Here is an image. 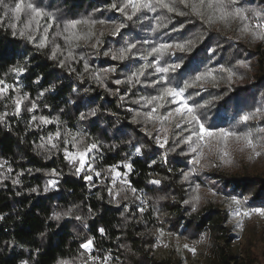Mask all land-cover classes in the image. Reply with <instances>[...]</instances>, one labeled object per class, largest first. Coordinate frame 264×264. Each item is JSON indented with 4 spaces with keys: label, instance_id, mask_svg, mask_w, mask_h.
<instances>
[{
    "label": "trees",
    "instance_id": "obj_1",
    "mask_svg": "<svg viewBox=\"0 0 264 264\" xmlns=\"http://www.w3.org/2000/svg\"><path fill=\"white\" fill-rule=\"evenodd\" d=\"M6 2L14 6L15 0ZM35 2L52 12L60 25L49 30L45 48L37 47L42 30L34 33V42L13 36L9 25L14 21L4 17L0 9V79L13 86L0 97V116L4 117L0 120V264H79L81 260L88 261L80 247L87 239H93L97 255L111 259L109 264H208V259L210 264H257L219 247L220 240L228 241L230 228L225 201L217 198L220 194L247 198L244 207H264V174L253 171L257 157L249 158L248 150L241 152L238 145L230 142L228 157L207 149L201 163L194 164L191 161L197 153L181 142L190 135L189 131L181 135L182 129L192 126L185 123L178 129L165 123L168 142L160 147L155 137L161 123L148 120L145 113L157 103L147 104L146 99L159 95L167 86L162 76L168 77V84L183 87L186 81L211 69L215 81L208 78L203 87L197 85L185 91L190 104L197 106L196 114L207 127L264 135L258 132L264 128V117L248 123L240 119L258 108L264 111V41L242 32L240 21L209 22L211 10L203 9L201 18L179 0H169L175 12L142 8L135 14L131 7L126 14L111 7L115 3L119 8L126 0ZM238 6L264 8V0H241ZM74 19L106 23H97L91 29L95 35L87 43H69L56 33ZM121 23L125 27L113 36L115 25ZM247 23L259 31L254 18ZM78 31L86 34L90 29L80 25ZM97 40L100 43L93 47ZM189 40L193 44L183 52L173 48L163 54H150L161 44ZM130 43L136 47L124 60L103 54L118 53ZM57 44L60 49L53 59ZM238 61L249 67H241ZM173 63H180L181 68L174 73L156 72L157 67ZM145 65L150 66L144 68V75L136 82L133 73ZM220 65L236 74L231 81L227 72L219 70ZM14 67H24L26 71L17 75L12 71ZM113 67L115 72H105ZM117 80L121 82L117 84ZM157 80L161 83L152 86ZM25 94L27 99L17 115L14 101ZM33 104L35 109L28 111ZM164 104L157 114L176 107ZM81 114L85 119H80ZM33 116L37 117L35 121ZM40 117L53 123L42 124ZM56 131H60L61 139L56 141L59 147L52 149L47 137ZM66 133L78 134L80 149L97 145L91 155L92 169L80 176L75 174L76 166L64 157L65 147L73 149L63 142L71 138ZM136 139L146 145L143 157L131 151ZM41 144L46 147H39ZM259 158L264 161V153ZM124 164L132 165L129 184L118 186L119 196L110 194V169L118 165L123 170ZM53 169L60 175L52 176ZM193 169L195 172L185 180L183 174ZM85 175L92 176L94 189L87 188ZM49 179L58 180V185L44 193ZM17 180L19 183H14ZM154 180L160 184L151 183ZM197 184L201 200L193 211ZM33 188L38 192H32ZM69 210L70 214L64 216ZM54 214H61V218L54 219ZM250 224L248 230L253 235L264 232L259 229L264 228V221ZM100 228L105 230L103 235ZM185 244L195 247V254L185 249Z\"/></svg>",
    "mask_w": 264,
    "mask_h": 264
},
{
    "label": "snow or ice",
    "instance_id": "obj_2",
    "mask_svg": "<svg viewBox=\"0 0 264 264\" xmlns=\"http://www.w3.org/2000/svg\"><path fill=\"white\" fill-rule=\"evenodd\" d=\"M181 4H183L185 7H191V12L193 15L199 16L201 18H204V11L203 9H209L211 10V15H209L207 18L209 22H212L215 19H218L223 22H229V21H240L242 22V32L249 33L254 40L264 41V8L254 9V8H244L240 7L241 0H179ZM113 9H117L121 13L126 14V9L131 7L133 9V14L136 12H139L142 8L148 9L150 11L155 12L158 8L160 9H166L168 12H175L177 11L174 7L173 3H170L169 0H126V3H124L122 6L118 8V6L113 3L111 5ZM0 9L3 10V16L7 17L8 19L14 21L9 26L13 29V36L19 35L21 38L27 39L29 42H34L36 40V36L34 33H38L42 30L43 35L40 39L39 44L37 47L39 48H45L47 46L48 41V33L49 30L55 25L59 28V23H57V17L50 11H48L46 8L40 7L37 5L35 0H15L14 6L7 3L6 0H0ZM178 15H185L183 12H177ZM22 16L24 19L22 20ZM3 17H0L2 19ZM254 18L256 21V29H259V31L254 30L249 23H247L250 19ZM127 19H131V16H127ZM99 23L100 25H104L106 21L100 20H87V19H74L69 20L64 23L62 32H57V36H63V39L66 42H80L83 41L87 43L93 35H95L94 32L91 31V29ZM22 25V26H21ZM80 25H87L90 29V31L86 34H81L78 31V26ZM125 27L123 23L115 25L112 35L117 36L120 34L121 30ZM176 30V29H174ZM103 35V33H101ZM100 43L99 40L96 41V44L92 45L93 47H96ZM193 44V41L189 40L185 43H175V44H161L158 47H154L151 49L150 54H163L166 50L170 49H178L179 51L183 52L186 48L191 46ZM136 45L134 43H130L125 48H121L117 52L109 53L104 52L103 54L105 56L111 55V58L113 60H124L127 57V54L134 49ZM60 49V45H55L52 51V57L55 59L57 51ZM212 51H215L214 49ZM69 57L73 56V53L69 51L68 53ZM159 61H157V64ZM238 64L241 67H249V65L244 61H238ZM150 65L143 66L137 73H133V76L137 78L136 82H139V77L144 75V68L149 67ZM61 67H63V62H61ZM181 68L180 63H173L169 64L164 67H157L156 72L158 73H169V72H176L178 69ZM88 70V65L85 64V71ZM115 68H108L105 69V72H115ZM219 70L221 72H227L228 73V80L231 81L233 76L236 74L229 68H225L223 65H220ZM13 72H15L17 75L23 74L26 69L24 67H14L12 69ZM214 70H208L207 72L200 73L197 76H195L194 80L191 82H185L183 87H174L171 84H168V77L162 76L161 80L166 84L167 86L162 87L159 95L153 96L150 99H146L147 104H153V102H157L156 106L151 109V111L145 113V116L148 120H155L159 121L161 125H164L165 123L168 124H174L175 128H181L182 124H188L191 125V129L189 128H183L181 135H183L184 131H189L190 135L183 138L181 142L189 144L190 151L193 153H197V155L193 158L191 161L194 164H200L201 159L204 157L205 149H208L209 152L213 151V149L219 151L222 155V157H228L230 155L229 152V145L230 142L238 145V150L243 152L245 150L249 151V158L253 157H259L262 153H264V135L262 136H254V134L249 131L246 133H240L236 131H231L227 129H214L211 127H207L205 123L201 120V117L196 114V107L195 105L189 104L188 100L190 97H185V91L190 87H196L199 85L200 87H203V83L207 82L208 78H211L212 81L216 80L215 75L213 74ZM99 78V77H97ZM161 80L154 81L152 83V86H155L156 84L161 83ZM121 81L117 80L116 83L119 84ZM13 86L6 84V82L2 79H0V97L4 96L5 93L9 91V89H12ZM42 95V94H41ZM27 99V95L17 97V99L14 101L16 114L19 115L21 111V106L23 104V101ZM164 102H169L173 105H176V107L171 108L169 111H167L164 114H157V110L159 108H163L165 106ZM206 105H201L200 107H204ZM36 105L33 104L31 108L28 109V111H33L35 109ZM91 115H95V112H92ZM258 116L264 117V111L261 109H256L254 112L250 114L243 115L240 119L243 123H248L250 120L256 119ZM179 118V119H177ZM4 117L0 116V120H3ZM37 117L33 116L32 120L35 121ZM80 119H85V116L81 114ZM40 122L42 124H51L53 121L49 120L46 117H40ZM162 131L165 133L168 132L167 127H162ZM259 133H264V128L258 129ZM66 136L71 135L70 133H66ZM77 135H71L70 139H64V144L68 145L71 144L73 149H76V151H70L67 147L63 149L64 157L66 160L73 164H78V166L75 167V174L77 176H80V174L85 170V166L87 164L89 170L92 169V165L88 163V156L89 153L92 152L93 149L97 147L95 143L91 145H87L83 149H80L78 147V144L81 141L77 140ZM195 138V139H194ZM61 139V133L60 131H56L54 134H49L47 137V145H50L52 149L58 148L59 145L56 143V141H59ZM167 136L163 138V142H161V138L159 136L156 137V143L160 147H164L165 144H167ZM41 148H45V144L39 145ZM47 150V149H46ZM136 153H141V149L139 147L136 148ZM166 159V157H165ZM227 162V161H226ZM124 167L127 168L129 171H131L132 165L131 164H124ZM112 173H114L113 182H115L116 179H119L122 175L126 176L127 173H121L120 171H117V166H112L110 169ZM195 172V169L191 170L190 172H185L183 174V178L185 180L189 179V176L192 175ZM52 176H58L60 175L55 169L51 172ZM96 176H100L99 172L95 173ZM85 180L91 181L92 176L91 175H85L83 177ZM14 183H19V181H14ZM122 184H129L127 180H121ZM153 184H160L159 180L151 181ZM58 185V180L56 179H49L46 183V185L43 188V192L47 193L50 189H55ZM199 189L200 185H196V192L197 195L193 198L194 205H193V211H196V204H198L201 200V197L199 195ZM32 192H38V189L33 188L31 189ZM131 191L133 193L136 192L135 188H132ZM111 194V189L109 190ZM213 195L216 193L213 192ZM116 196H119L120 193L117 192L115 194ZM126 198V197H125ZM247 198H244V200H241L240 198H237L236 196H232L230 198V204L229 207L231 209L232 216L236 219L237 227H240L243 229L244 221L245 219H251L253 215H256L258 217L264 218V207H252V208H246L244 207V204L246 203ZM185 203H188V201H185ZM140 211H144L143 208L140 209ZM70 214L69 212L63 213L64 216H68ZM2 218V217H0ZM54 219L59 220L61 218V214H54ZM76 219H81V217L77 216ZM101 235L105 233V230L103 228H100L98 230ZM161 235H163V231L161 230ZM82 249H84L86 252H91L94 247L93 239H87L84 243L80 245ZM167 247V245H165ZM185 249H188L193 254L196 252L195 247H189L188 244L183 245ZM93 262L97 259L96 257H89ZM109 257L103 258V264H108ZM27 264V262H25ZM60 264H69L68 261H60ZM84 264H88L87 260L84 262Z\"/></svg>",
    "mask_w": 264,
    "mask_h": 264
},
{
    "label": "rangeland",
    "instance_id": "obj_3",
    "mask_svg": "<svg viewBox=\"0 0 264 264\" xmlns=\"http://www.w3.org/2000/svg\"><path fill=\"white\" fill-rule=\"evenodd\" d=\"M185 97H186V95H185ZM188 102L190 104L189 100H188ZM162 127H165V126L160 125L158 127V132L156 135V137L159 136L161 138V142H163V138L165 136H167V133L162 131ZM156 137H155V139H156ZM167 140H168V137H167ZM137 147H139L141 149V153H139V154L136 153ZM69 150L70 151H76V149H69ZM94 151H95V149H93L92 152L89 153V156H88V163L89 164L91 162V155L93 154ZM131 151L135 156L143 157L146 155V145L144 144V142L142 140L136 139L132 145ZM206 151H207V149L204 150L205 153H206ZM69 163L74 165V166H78V164H73L71 162H69ZM116 166H117V171H120L121 173H127V175L126 176L122 175L119 179H116L115 182H112L113 183V189L111 190V194L118 192V186H125V184L121 183V180H127L129 182V180H128L129 170L127 168L121 170L120 166H118V165H116ZM86 170L90 171L87 164L85 166L84 171H86ZM253 171L256 173H259V174H264V161L262 159H260L259 157H257L253 162ZM110 176H111V179L113 181L114 173H112L111 171H110ZM95 186L96 185L94 184V182L92 180L88 181L87 188L89 190L94 189ZM231 197L232 196H227V195H223V194L217 195V198L225 201V207L224 208H225V210L229 216L228 226L230 228V232L228 233V236L226 237V239H228V241L224 242V240H220L218 242L219 247L224 248L227 252H229V251L234 252V253L238 254L239 256H241V258L249 257L250 259L256 261L257 264L258 263L264 264V232H260L257 235H253V231H251L250 229L248 230V226L249 225L251 226L250 222L256 224L257 221H264V218L253 215L251 219H245L243 229H241L240 227H237L236 219L232 216L231 209L229 207ZM259 229H264V228L259 227ZM259 229H257L256 232H259ZM83 251L87 254L88 264H94V263L103 264V258H101L99 255H97L93 249L91 252H86L84 249H83ZM89 257H96L97 259L93 262L91 259H89ZM110 261H111V259L109 258L108 264L110 263ZM84 262L85 261L81 260L79 262V264H84ZM206 263L210 264L211 263L210 259H208L206 261Z\"/></svg>",
    "mask_w": 264,
    "mask_h": 264
}]
</instances>
